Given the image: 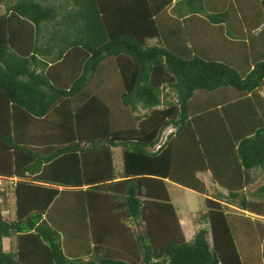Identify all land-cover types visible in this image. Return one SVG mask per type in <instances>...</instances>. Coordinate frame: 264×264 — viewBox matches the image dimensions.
Masks as SVG:
<instances>
[{"label":"trees","instance_id":"obj_1","mask_svg":"<svg viewBox=\"0 0 264 264\" xmlns=\"http://www.w3.org/2000/svg\"><path fill=\"white\" fill-rule=\"evenodd\" d=\"M0 6V178L12 190L0 196L14 200L11 219L0 204V264H247L224 207L209 198L208 226L185 240L166 179L204 195L195 173L215 179L216 152L241 170L264 166V0ZM180 9L219 25L237 11L246 28L253 13L247 32L256 34L229 31L245 46V69L185 43L148 45L163 37L160 14ZM179 23L172 18L177 37ZM218 89L236 96L215 108L195 102Z\"/></svg>","mask_w":264,"mask_h":264},{"label":"crops","instance_id":"obj_2","mask_svg":"<svg viewBox=\"0 0 264 264\" xmlns=\"http://www.w3.org/2000/svg\"><path fill=\"white\" fill-rule=\"evenodd\" d=\"M204 5L208 6L209 3H204ZM215 6L216 5L212 7ZM215 10L214 8L207 9L208 12H213ZM188 16L189 15L185 14L182 9L175 10V12L167 10L166 13L160 14L158 26L160 29H163V37L161 36L159 39L149 38L147 44L162 46L174 51H176V49L183 51L185 43L187 48L191 49L192 52H195L199 56L229 62L237 66L239 65L241 70L245 69L246 62L244 59L247 55L246 49L242 43H237L236 41H238V39L240 41V38H237V36L240 37L241 35V37L243 36V38L248 39L250 34H256L258 32L259 29L247 32L249 25L255 18L253 13H245V16L252 17L247 28L243 25L240 14L237 11H232L229 19L227 18L225 22L220 25L210 23L205 14L198 13L197 11L194 15H190L191 17ZM177 17H179L180 21L178 29L183 28L185 30V33L180 34L179 37L170 29V27H172V18ZM260 22L261 20L259 23ZM229 31L237 36L232 38ZM175 42L179 45H176ZM256 48L260 51L262 50V45H254L253 50ZM260 93H264V86ZM235 96L236 92L231 89H218L212 92L197 93L195 102L210 108H215L220 107L222 103L228 100L234 99ZM168 129L172 128L170 127ZM112 150L113 164L115 168L119 170L121 167V150L116 147ZM116 150L118 151L117 155L115 154ZM219 153L220 152H216L215 158L213 159L214 163H218L213 170L215 179H213L210 170L198 171L195 173L206 190L205 194L202 195L204 197V207L199 211V217H201L200 214L206 211L205 198L219 202L225 209L228 222L232 228L233 238L241 256L245 258L246 263L264 264L261 259L264 256V166L241 170V168H238V163L235 160H232L230 157L222 156L221 158V154ZM118 160L119 162H117ZM206 182L209 184L210 189L206 188ZM172 183V181L166 179L167 190L169 184ZM169 197L172 203L170 193ZM175 209L179 216V222L183 229L185 240H190L198 228L208 226L207 220L204 217H201V223L196 220L197 215H191L192 212L188 218L185 211L180 215L176 207ZM242 243L251 247V256L253 259H248L250 256L246 258L243 255L246 249L242 252Z\"/></svg>","mask_w":264,"mask_h":264},{"label":"rangeland","instance_id":"obj_3","mask_svg":"<svg viewBox=\"0 0 264 264\" xmlns=\"http://www.w3.org/2000/svg\"><path fill=\"white\" fill-rule=\"evenodd\" d=\"M0 9L1 6H0ZM115 154L117 155L118 154V151L116 150L115 151ZM119 162V160L117 161ZM4 191L5 192H8L10 193L9 196H11V188H8L9 187V183L6 181L4 182ZM206 188L210 189L209 188V184H207L206 182ZM169 193H170V196H171V199H172V203L174 204V206L177 208L178 212L181 213L183 211L186 212V216L189 218V215L191 213L194 214V215H197L196 216V220H198V222H201L202 223V219L201 217H199V211L202 210V208L204 207V197L202 195H199L197 193H195L194 191L192 190H189V189H186V188H183L179 185H176V184H169ZM11 201V197H9V200L7 199V196L6 198H3L2 196H0V204L2 205L3 207V210H2V215L3 217L7 218V219H11L13 217V212H14V200H13V197H12V203H10ZM197 222V221H196ZM195 224V223H194ZM186 228L188 229V227L186 226ZM190 231V230H189ZM65 235V234H64ZM87 234H84V232H81L79 234V237L83 240L81 241L82 244H89L90 242H85V238H87ZM63 232L61 233V247L63 250L65 251H68V247H71V245L73 244V242L71 240L68 239V236L66 235L65 238L63 239ZM12 242H13V239H10ZM8 244H9V241L7 239H4L3 241V248H7L8 247ZM241 247H242V252L244 249L245 252H243V255L247 258L248 256H250L248 259H253L252 256H251V252H252V249L251 247H248L246 245H244L243 243L241 244ZM248 247V248H247ZM84 248V246L81 247V249ZM80 249V250H81ZM68 255V254H66ZM87 257H84L83 259H86ZM262 259V262L264 263V256L261 258Z\"/></svg>","mask_w":264,"mask_h":264},{"label":"built area","instance_id":"obj_4","mask_svg":"<svg viewBox=\"0 0 264 264\" xmlns=\"http://www.w3.org/2000/svg\"><path fill=\"white\" fill-rule=\"evenodd\" d=\"M159 145L156 146V148L158 147ZM7 180L6 179H2L0 178V191L4 190V182H6Z\"/></svg>","mask_w":264,"mask_h":264}]
</instances>
